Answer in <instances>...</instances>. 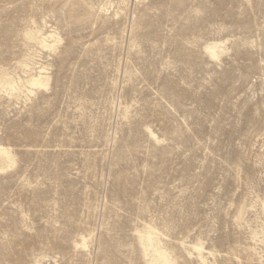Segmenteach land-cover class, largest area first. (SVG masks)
I'll use <instances>...</instances> for the list:
<instances>
[{
	"label": "rangeland",
	"instance_id": "374dc122",
	"mask_svg": "<svg viewBox=\"0 0 264 264\" xmlns=\"http://www.w3.org/2000/svg\"><path fill=\"white\" fill-rule=\"evenodd\" d=\"M0 145V264H264V0H0Z\"/></svg>",
	"mask_w": 264,
	"mask_h": 264
},
{
	"label": "bare ground",
	"instance_id": "6f19581e",
	"mask_svg": "<svg viewBox=\"0 0 264 264\" xmlns=\"http://www.w3.org/2000/svg\"><path fill=\"white\" fill-rule=\"evenodd\" d=\"M49 37H52V35H49ZM45 38L46 37L42 38V41H41L42 47L43 48H50L51 46L53 47L54 45H49L46 42ZM217 48H218L217 44H214L210 48V56L212 58L217 56ZM26 68L29 71V73L27 75V83L33 89H44L49 85V77L47 76V74H45V71L43 68H41L39 70V72L36 74L32 73V70H33L32 67H29L26 65ZM2 87L3 88H11L12 89L11 95L12 96L16 95L17 90H16L15 86L12 85V83L9 80L2 83ZM32 93H33L32 91H29V94H32ZM0 157L3 161H7L8 163L13 162L12 151L9 147H5V146L0 145ZM154 235H155V229L151 226H148V232L147 233H145L143 235L139 234L140 243L145 248V251H147V247L154 248V243H155ZM82 245H84V240L82 241ZM194 249L196 251H198L199 253L201 251V247H199V246H194ZM152 261L154 262V264H157V263L160 264V261H163L162 264H170L169 259L166 257H163V254H162L161 249L159 248L158 244H157V248L154 250V254L152 255Z\"/></svg>",
	"mask_w": 264,
	"mask_h": 264
}]
</instances>
